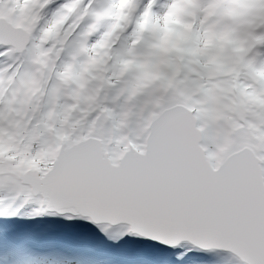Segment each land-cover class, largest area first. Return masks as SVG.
I'll use <instances>...</instances> for the list:
<instances>
[{
    "label": "snow or ice",
    "instance_id": "6c2138e0",
    "mask_svg": "<svg viewBox=\"0 0 264 264\" xmlns=\"http://www.w3.org/2000/svg\"><path fill=\"white\" fill-rule=\"evenodd\" d=\"M0 264H264V0H0Z\"/></svg>",
    "mask_w": 264,
    "mask_h": 264
}]
</instances>
